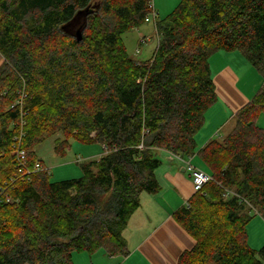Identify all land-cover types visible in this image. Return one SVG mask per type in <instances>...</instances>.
I'll list each match as a JSON object with an SVG mask.
<instances>
[{"label": "trees", "instance_id": "trees-1", "mask_svg": "<svg viewBox=\"0 0 264 264\" xmlns=\"http://www.w3.org/2000/svg\"><path fill=\"white\" fill-rule=\"evenodd\" d=\"M152 5L0 0V187L13 202L0 203V264H74V253L101 250L128 256L124 231L141 196L161 191L157 149L193 157L218 101L210 58L239 52L264 80V0H182L156 23L153 59L139 64L123 36L145 25ZM22 91L30 167L36 148L57 135L60 155L70 139L99 143L105 155L81 165L82 178L19 173L13 152L21 110L12 105ZM261 113L264 87L235 115L233 131L199 152L215 182L175 215L195 241L177 264H264V247L248 243L254 210L264 218Z\"/></svg>", "mask_w": 264, "mask_h": 264}, {"label": "crops", "instance_id": "crops-1", "mask_svg": "<svg viewBox=\"0 0 264 264\" xmlns=\"http://www.w3.org/2000/svg\"><path fill=\"white\" fill-rule=\"evenodd\" d=\"M2 61L0 57V65ZM243 61L247 65V59L236 51L220 52L210 58L218 101L206 113L205 124L195 137L197 151L193 157L183 158V162L169 151L158 150V153L165 155V160L155 174L161 191L156 195L141 196V207L132 216L124 231L125 239L130 238L127 242L134 244L130 248L128 246L129 255H118L117 257L123 258L124 261L117 262V258L108 259L106 252L101 253V250L87 257H78L77 264H85V259H88V264H125L128 261L130 264H177L180 256L195 246L194 239L175 220L176 213L185 207L195 194L190 174L185 170V162L204 170L198 157L199 152L209 142L220 137V131L228 136L235 127V115L250 104L257 92L264 87V80L249 62L250 71H245L243 77L239 75V72L245 69ZM248 74H252L256 81L250 83L246 78ZM219 82L221 89H218ZM220 91L230 102L228 108L225 104H221L223 108L218 107ZM262 116L264 114L261 113L258 121ZM98 155L97 160L105 153Z\"/></svg>", "mask_w": 264, "mask_h": 264}, {"label": "rangeland", "instance_id": "rangeland-1", "mask_svg": "<svg viewBox=\"0 0 264 264\" xmlns=\"http://www.w3.org/2000/svg\"><path fill=\"white\" fill-rule=\"evenodd\" d=\"M181 2L182 0H152L156 21L154 22L152 20V18L154 19V14H151L152 18L150 17V22H146L145 25L142 26L141 28L134 29L123 36V41L127 48V52L134 61L141 64L153 59L159 45V37L156 30L157 29L156 23L165 21L168 17H170L175 12V10L178 9ZM224 55L226 54L224 53ZM244 65H245V69L239 72V75L241 77L245 75V71L247 70L250 71V68L252 67L251 66L250 68H248L250 66L248 62L247 65L245 63ZM246 78L250 83L256 81V79L255 80L253 79L252 74L246 75ZM217 85H218V89L222 88L220 82L217 83ZM220 93L221 94L219 96L218 107L223 108L221 104H225L228 108L230 102L223 95L222 91H220ZM257 123L258 125L264 127V116H262ZM219 133H222L221 136L215 139H220L221 137L223 138L226 135L225 132L220 131ZM60 138L61 135H57L45 141L35 150L36 158L43 163L52 182H62V181L77 180L82 178L83 172L81 169V165L93 160H97L99 158L98 155L99 153H105L104 147L99 143L84 144L77 141L76 139H70L67 140L69 147L66 149L65 155H60L59 153H57L55 149L57 140ZM157 157L161 161L165 160V155H162V153L157 152ZM213 180H214L213 182H215L214 177ZM2 182H0V184ZM14 187H15L14 185H11L10 193L14 191ZM7 190L8 187L5 186L0 187V192H3L4 194H8ZM249 206L252 207L251 205ZM259 213L260 212L258 210L257 211L254 210L253 221L248 226V243L250 248L256 251H260L264 247V241L262 244H260V242L264 240V218L260 215L261 213L260 214ZM129 240L130 238L128 237L127 241ZM128 246L130 248V246H134V244L128 243ZM101 253H104V251H102ZM84 255L87 257L90 254L74 253L73 255L74 263L75 264H77V262L79 263L77 258L81 256L85 257ZM107 257L108 259H112V260L117 258V262L119 260H121V262L124 261L123 258L117 256L115 257L107 256ZM85 264H88V259L87 260L85 259ZM125 264H130V262L128 261Z\"/></svg>", "mask_w": 264, "mask_h": 264}, {"label": "built area", "instance_id": "built-area-1", "mask_svg": "<svg viewBox=\"0 0 264 264\" xmlns=\"http://www.w3.org/2000/svg\"><path fill=\"white\" fill-rule=\"evenodd\" d=\"M152 12L151 14H154V19L152 20L155 22V12H154V6H151ZM146 22H150V17L146 19ZM26 98V93L21 92L19 94L18 100L12 105V109H16L17 107L20 108V120L17 121L16 127L17 129H20V134L17 136L14 140V152L13 155L18 161V171L21 175L24 177H28L32 175L34 172L39 173V172H47L45 167L42 166V164L38 161L34 163V168L30 167V162L28 159V152L23 149L22 147V140L25 138V133L22 131L25 123H24V118H25V112L23 111V103ZM180 161H183V158L181 156H176ZM186 164V170L188 174H190L191 181L194 186V191L195 193L203 192L205 186H207L209 183L213 182V177L208 174L206 171L197 169L195 166H193L190 162H185ZM33 168V170H32ZM5 201L6 203H12V199L8 196V194H4L3 192L0 193V203Z\"/></svg>", "mask_w": 264, "mask_h": 264}, {"label": "clouds", "instance_id": "clouds-1", "mask_svg": "<svg viewBox=\"0 0 264 264\" xmlns=\"http://www.w3.org/2000/svg\"><path fill=\"white\" fill-rule=\"evenodd\" d=\"M151 17V14L148 16V18ZM156 21V20H155ZM38 162H40L42 164V162L40 160H37ZM79 162V161H78ZM80 163V162H79ZM43 167H45L43 164H42Z\"/></svg>", "mask_w": 264, "mask_h": 264}, {"label": "water", "instance_id": "water-1", "mask_svg": "<svg viewBox=\"0 0 264 264\" xmlns=\"http://www.w3.org/2000/svg\"><path fill=\"white\" fill-rule=\"evenodd\" d=\"M77 35L79 36V39H80V33H79V31H78ZM185 170H186V169H185ZM183 172H184V171H183Z\"/></svg>", "mask_w": 264, "mask_h": 264}]
</instances>
